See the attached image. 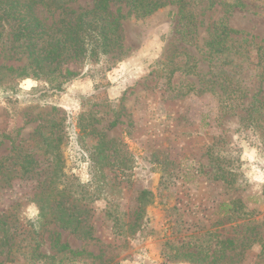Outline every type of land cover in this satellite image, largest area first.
Wrapping results in <instances>:
<instances>
[{
    "label": "rangeland",
    "instance_id": "1",
    "mask_svg": "<svg viewBox=\"0 0 264 264\" xmlns=\"http://www.w3.org/2000/svg\"><path fill=\"white\" fill-rule=\"evenodd\" d=\"M187 1L191 29L174 4L112 6L120 45L38 79L0 36V261L264 264V0ZM93 3L33 9L52 32ZM223 24L243 33L222 40ZM64 195L86 198L93 238L56 220Z\"/></svg>",
    "mask_w": 264,
    "mask_h": 264
},
{
    "label": "trees",
    "instance_id": "2",
    "mask_svg": "<svg viewBox=\"0 0 264 264\" xmlns=\"http://www.w3.org/2000/svg\"><path fill=\"white\" fill-rule=\"evenodd\" d=\"M73 1L75 0H0V27L2 28L0 36L9 28L7 43L16 53L27 59V64L18 68L21 70L18 76L23 79L29 76L38 79L42 76L59 73L65 59L94 58L99 60L110 54L117 45H120L121 40L119 16H116L111 10L112 6L118 4L128 6L129 13L136 17L148 16L166 5L174 4L178 6L181 19L188 22L190 29L195 26V15L190 10L187 0H93L91 8L77 11L69 18L62 19L60 26L52 32L47 30L43 21L34 13V5L38 3H44L51 10H60ZM232 6H240V3L232 4ZM119 11L118 7L116 13ZM241 33L243 32L229 28L224 24L220 28L222 40ZM223 48L227 47L223 46ZM258 50V64L264 66V47L259 46ZM28 66L31 68L30 70L27 69ZM7 69L16 70L13 67ZM67 73H71V71H67ZM253 110L257 112L260 108ZM56 156H60L59 153ZM42 170L43 168L40 169V172ZM150 195L151 192L148 190L140 192L137 198L138 203L143 204ZM66 197H70V195ZM66 197L64 195L57 203L50 206V208L56 209V220H62V226L71 229L72 232L93 238L90 228L89 231L83 230L85 221L79 211L77 210L78 213L75 211L79 207V202L86 198L73 197V204H69ZM39 202L44 204L47 201L40 199ZM40 209L43 212L44 208ZM7 238L6 246H10V239ZM56 245L61 250H66L75 256L83 254V252L72 250L66 243L61 244L59 238L56 239ZM12 251L13 249L10 247L7 251L8 259L11 256L15 257L11 255ZM33 251L29 254L30 258H28L29 255L25 257L27 264H31L34 258L40 256V253H36V248H33ZM14 253L17 251L15 250ZM8 259L0 261V264L8 263Z\"/></svg>",
    "mask_w": 264,
    "mask_h": 264
}]
</instances>
